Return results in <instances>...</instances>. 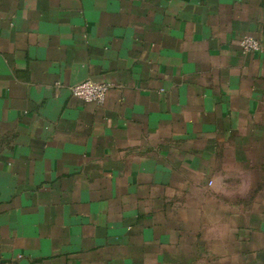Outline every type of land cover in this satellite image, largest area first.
I'll use <instances>...</instances> for the list:
<instances>
[{"label":"crops","instance_id":"0c3cea01","mask_svg":"<svg viewBox=\"0 0 264 264\" xmlns=\"http://www.w3.org/2000/svg\"><path fill=\"white\" fill-rule=\"evenodd\" d=\"M244 35L264 0H0V264H264Z\"/></svg>","mask_w":264,"mask_h":264},{"label":"built area","instance_id":"2783aa9c","mask_svg":"<svg viewBox=\"0 0 264 264\" xmlns=\"http://www.w3.org/2000/svg\"><path fill=\"white\" fill-rule=\"evenodd\" d=\"M239 46L243 54H264V44L250 35H244L239 41ZM112 87L111 83H97L88 80L69 87V91L74 98L101 105Z\"/></svg>","mask_w":264,"mask_h":264}]
</instances>
